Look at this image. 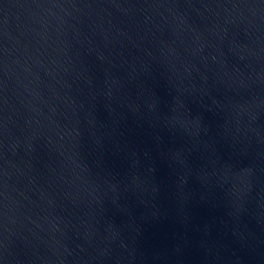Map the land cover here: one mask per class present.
I'll return each mask as SVG.
<instances>
[{"label": "water", "instance_id": "obj_1", "mask_svg": "<svg viewBox=\"0 0 264 264\" xmlns=\"http://www.w3.org/2000/svg\"><path fill=\"white\" fill-rule=\"evenodd\" d=\"M0 264H264V0H0Z\"/></svg>", "mask_w": 264, "mask_h": 264}]
</instances>
